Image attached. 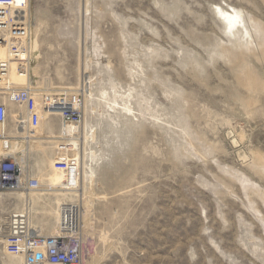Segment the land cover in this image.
<instances>
[{
  "label": "rangeland",
  "instance_id": "obj_1",
  "mask_svg": "<svg viewBox=\"0 0 264 264\" xmlns=\"http://www.w3.org/2000/svg\"><path fill=\"white\" fill-rule=\"evenodd\" d=\"M28 11L39 115L10 110L8 125H25L9 147L51 187L16 195L30 226L54 237L58 209L77 203L81 264H264V0H29ZM68 95L81 121L61 126Z\"/></svg>",
  "mask_w": 264,
  "mask_h": 264
},
{
  "label": "built area",
  "instance_id": "obj_2",
  "mask_svg": "<svg viewBox=\"0 0 264 264\" xmlns=\"http://www.w3.org/2000/svg\"><path fill=\"white\" fill-rule=\"evenodd\" d=\"M28 8L29 0H0V48L6 55L0 59V249L7 256L22 258L23 264H81L83 252L75 223L66 222L65 217H62L59 223L60 234L54 237L40 235L30 226L28 201L25 207L22 203L20 207L16 206L17 194H35L43 188L51 191V187L43 186L36 174L31 172L28 167L29 158H26L25 164L20 152H13L9 147L13 139L19 141L22 138L21 135H10L12 130L18 131L25 125L23 119H18L10 127V110H21L32 121L37 120L39 115L37 98L29 85L34 51H31V18ZM14 75L25 77V82L13 83L11 78L15 79ZM46 102L41 112L46 109L51 113L54 110L52 107L45 108ZM69 102V108L60 103L56 105L61 126L78 125L81 121V101L69 98ZM32 121H28L26 127ZM74 160L71 161L70 171L75 170ZM74 180L68 179V188L75 186Z\"/></svg>",
  "mask_w": 264,
  "mask_h": 264
},
{
  "label": "bare ground",
  "instance_id": "obj_3",
  "mask_svg": "<svg viewBox=\"0 0 264 264\" xmlns=\"http://www.w3.org/2000/svg\"><path fill=\"white\" fill-rule=\"evenodd\" d=\"M224 19V18H223ZM237 18L236 17H230V18H227V22L225 21V23H226V29H227V27L228 26H234V25H236V22H237V20H236ZM225 20V19H224ZM223 20V21H224ZM5 51L4 50H2L1 48H0V59H4L5 58ZM12 76V75H11ZM15 76V79H14V77L13 78H11L12 80H13V83H17V84H21V83H23V82H25V77H23V76H21L22 78H19L18 76H16V75H14ZM27 81V80H26ZM33 94L34 95H38L39 93H37V91H33ZM65 106V105H64ZM65 108H69V106H65ZM22 127H24V126H22ZM14 151L15 152H17V151H20V154H21V157H22V159H23V161H24V163H25V152L23 151V148L21 147V146H15V149H14ZM13 151V152H14ZM18 153V152H17ZM73 190V189H72ZM62 192H66V194L65 193H59V194H61V195H69V193H71L70 192V189H62ZM73 193L75 192V190L74 191H72ZM55 194V193H54ZM75 194H76V192H75ZM78 195V194H77ZM76 195V196H77ZM16 197V196H15ZM17 199V198H16ZM26 202V201H25ZM25 202L23 203V205H24V207L26 206L25 205ZM80 213H81V206H79V204H77V203H69V204H63L59 209H58V223L56 224L57 226H55V230L57 231V234H58V232L60 231V226H59V223H60V220H61V218L62 217H65V221L66 222H69V221H72L73 223H75V228H76V225H78V222H77V219H78V216L80 215ZM85 214V213H84ZM82 215V214H81ZM84 216V215H83ZM55 224V223H54ZM2 250L0 249V264H1V260H2V252H1Z\"/></svg>",
  "mask_w": 264,
  "mask_h": 264
},
{
  "label": "crops",
  "instance_id": "obj_4",
  "mask_svg": "<svg viewBox=\"0 0 264 264\" xmlns=\"http://www.w3.org/2000/svg\"><path fill=\"white\" fill-rule=\"evenodd\" d=\"M37 232H40V231H38V230H36Z\"/></svg>",
  "mask_w": 264,
  "mask_h": 264
}]
</instances>
